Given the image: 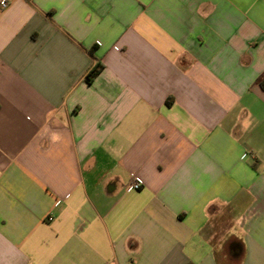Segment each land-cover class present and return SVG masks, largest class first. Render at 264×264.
<instances>
[{"label":"crops","instance_id":"1","mask_svg":"<svg viewBox=\"0 0 264 264\" xmlns=\"http://www.w3.org/2000/svg\"><path fill=\"white\" fill-rule=\"evenodd\" d=\"M1 1L0 264H264V0Z\"/></svg>","mask_w":264,"mask_h":264},{"label":"trees","instance_id":"2","mask_svg":"<svg viewBox=\"0 0 264 264\" xmlns=\"http://www.w3.org/2000/svg\"><path fill=\"white\" fill-rule=\"evenodd\" d=\"M104 65L102 63H98L86 76V80L88 82H92L94 78L100 73Z\"/></svg>","mask_w":264,"mask_h":264},{"label":"built area","instance_id":"3","mask_svg":"<svg viewBox=\"0 0 264 264\" xmlns=\"http://www.w3.org/2000/svg\"><path fill=\"white\" fill-rule=\"evenodd\" d=\"M1 6L6 7L8 5V0H2ZM130 186L133 189H140L142 186V182L139 180L138 177L134 176L132 181L130 182Z\"/></svg>","mask_w":264,"mask_h":264}]
</instances>
